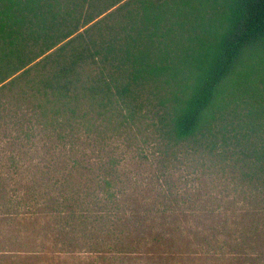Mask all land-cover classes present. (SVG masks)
Listing matches in <instances>:
<instances>
[{
  "label": "trees",
  "instance_id": "obj_1",
  "mask_svg": "<svg viewBox=\"0 0 264 264\" xmlns=\"http://www.w3.org/2000/svg\"><path fill=\"white\" fill-rule=\"evenodd\" d=\"M132 135L228 182L250 205L227 245L264 264V0H0V221L48 217L74 247L109 219ZM33 152L20 190L5 170Z\"/></svg>",
  "mask_w": 264,
  "mask_h": 264
},
{
  "label": "rangeland",
  "instance_id": "obj_2",
  "mask_svg": "<svg viewBox=\"0 0 264 264\" xmlns=\"http://www.w3.org/2000/svg\"><path fill=\"white\" fill-rule=\"evenodd\" d=\"M129 138L114 146L122 182L116 201L103 209L109 219L95 229L73 232L71 248L56 243V223L48 217L31 226L21 220L11 226L0 221V264H246L235 256L239 246L234 241V246L227 245L248 230L247 217L241 216L246 204L239 202L234 188L220 175L195 172L186 159L162 163L152 142ZM5 150L10 151L2 144L0 154ZM33 153L23 156L17 174L5 170L20 190L38 177L34 166L43 165L32 157L44 160V155ZM70 223L76 230L80 224ZM255 240L250 252L258 256L264 251V235ZM251 246H245L246 252Z\"/></svg>",
  "mask_w": 264,
  "mask_h": 264
}]
</instances>
